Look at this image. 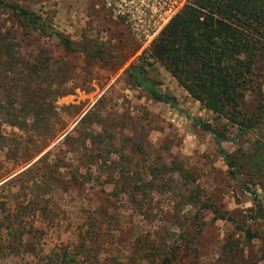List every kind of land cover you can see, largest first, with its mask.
I'll return each instance as SVG.
<instances>
[{"label": "rangeland", "instance_id": "obj_1", "mask_svg": "<svg viewBox=\"0 0 264 264\" xmlns=\"http://www.w3.org/2000/svg\"><path fill=\"white\" fill-rule=\"evenodd\" d=\"M6 1L36 11L76 42L116 53L112 60L124 64L65 52L44 37L23 38L24 60L40 59L41 49L51 56L53 91L35 95L54 107L36 130L31 121L26 129L10 124L7 104L18 96L10 78H1L0 264H35L64 247L78 249L85 264H154L149 256L162 261L158 246L174 249L179 264H264V173H230L213 135L190 117L228 136L236 127L149 57L156 36H133L104 0ZM4 25L0 10L1 31ZM131 63H141L159 89L174 95L178 109L134 85L125 73ZM255 77L264 90V62ZM258 98L247 93L246 107ZM221 144L228 151L238 146Z\"/></svg>", "mask_w": 264, "mask_h": 264}, {"label": "trees", "instance_id": "obj_2", "mask_svg": "<svg viewBox=\"0 0 264 264\" xmlns=\"http://www.w3.org/2000/svg\"><path fill=\"white\" fill-rule=\"evenodd\" d=\"M0 10L7 14L8 22V26L0 30V68L5 67L0 70V80L4 76L10 78L9 87L18 96L17 99L11 97L7 104V122L12 125L26 129L31 121L36 130L46 121V111L54 107L53 100L35 95V91H53L51 56L41 49L40 59L36 56L24 60L19 47L26 35L47 38L63 51L80 52L88 59L117 66L124 64L122 60H112L116 53L107 52L99 45L74 41L55 29L44 16L16 2L0 0ZM149 57L161 63L193 99L236 127L234 135L228 136L211 123L190 117L195 125L213 135L230 173L238 177L246 170L250 175H262L264 90L254 82L256 66L264 62V0H187L153 40ZM125 73L153 100L178 109L176 97L159 89L156 82L145 75L141 63L129 64ZM249 92L259 97L252 109L246 107ZM240 137L248 144L244 145ZM224 140L235 142L237 148L234 151L223 148ZM121 183L130 184L126 179ZM243 185L250 190L246 182ZM193 193V197L198 195L199 198V193ZM254 196L255 203L260 204L256 193ZM156 251L162 253H159L162 261L149 256V262L179 264L177 253L171 247L162 252L158 246ZM80 254L78 249L55 248L47 256L48 260L35 264H85L86 257Z\"/></svg>", "mask_w": 264, "mask_h": 264}, {"label": "built area", "instance_id": "obj_3", "mask_svg": "<svg viewBox=\"0 0 264 264\" xmlns=\"http://www.w3.org/2000/svg\"><path fill=\"white\" fill-rule=\"evenodd\" d=\"M123 17L136 38L155 37L180 9L183 0H104Z\"/></svg>", "mask_w": 264, "mask_h": 264}]
</instances>
